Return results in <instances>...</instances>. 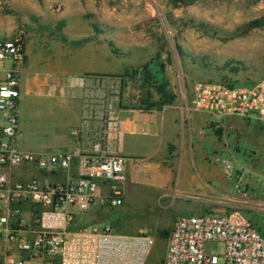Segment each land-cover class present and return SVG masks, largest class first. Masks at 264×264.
Segmentation results:
<instances>
[{
	"label": "rangeland",
	"instance_id": "rangeland-1",
	"mask_svg": "<svg viewBox=\"0 0 264 264\" xmlns=\"http://www.w3.org/2000/svg\"><path fill=\"white\" fill-rule=\"evenodd\" d=\"M177 2L0 0V37L23 31L31 45L27 70L31 76L38 74L41 78L52 64L43 59L48 55L39 45L54 51L61 22L69 37L87 39L98 52L103 51L100 43L111 40L119 50V54L112 53L113 74H124L126 67L137 68L160 56L166 65L165 76L182 105L189 101L198 82L246 85L264 77L261 0H195L179 5ZM255 21L263 25L253 27ZM5 67L14 65L6 62ZM136 94L131 83L125 88L123 101L129 102ZM194 111L196 120L201 122L205 117V123L198 127L192 124L195 141L191 150L174 154L173 186L148 185L143 181L147 177L143 163L134 167L130 161L131 173L138 170L142 178L138 181L137 174H125L124 204L93 208L81 220L91 226L108 223L117 233L152 235L155 244L146 264H162L169 237L160 232L172 229L179 215L239 209L264 232V124L241 119L219 122L208 113ZM65 113L67 107L58 104L55 97L34 93L26 96L20 110L21 148L63 149L65 142L71 148L72 137L66 130L71 116ZM183 124L187 134L189 125L187 121ZM198 136L205 137L200 148ZM187 162L195 165L191 167L194 181L206 180V190H196L194 183L178 185L182 165ZM231 181L233 186H225ZM206 249L217 254L223 264L224 244L211 242Z\"/></svg>",
	"mask_w": 264,
	"mask_h": 264
},
{
	"label": "built area",
	"instance_id": "built-area-1",
	"mask_svg": "<svg viewBox=\"0 0 264 264\" xmlns=\"http://www.w3.org/2000/svg\"><path fill=\"white\" fill-rule=\"evenodd\" d=\"M27 55L23 31L0 37V264H146L152 235L81 222L93 208L125 201L127 158L103 143L117 125L109 106L102 108L101 128L87 134V153L21 148L22 72L15 65ZM111 82L117 92L120 79ZM190 107L219 122L236 116L264 124V77L246 85L198 82ZM211 242L224 244L223 264H264V234L239 209L179 215L162 264H220L206 249Z\"/></svg>",
	"mask_w": 264,
	"mask_h": 264
},
{
	"label": "crops",
	"instance_id": "crops-1",
	"mask_svg": "<svg viewBox=\"0 0 264 264\" xmlns=\"http://www.w3.org/2000/svg\"><path fill=\"white\" fill-rule=\"evenodd\" d=\"M58 30L59 33H65L63 26L58 27ZM58 41L54 51H49L42 45L36 44L40 46L41 51L44 50V55L45 53L48 55L46 59H43L52 64L51 69L46 71L45 77L41 78L38 74L31 76L27 70L30 62L29 55L31 54V45L27 43V40V60L23 64L18 63L19 67L17 65V68L22 72L20 104L26 96L32 93L55 97L58 104L67 107V114H65L71 116L68 117L70 123L66 130L67 134L72 137V147L67 148L68 143L65 142L62 144L63 149L47 150L77 148L82 153H87L91 145L88 138L89 131L91 133L95 129L101 128L102 108L109 106L113 114L116 115L117 125L115 129H111L108 138L103 143L106 144L111 153L127 158L125 174L135 173L137 180L142 178L138 170L131 173L132 170L129 165L130 161L134 162V167H140L143 163L144 172L146 171L147 176L143 181L150 186L155 184H161L164 187L171 186L173 184L171 160L175 156L174 154L191 150L195 141L191 132L192 124L194 123L195 127H198L205 123V117L201 122L196 120V113L190 107L193 90L191 98L189 101L187 99L185 105L178 103L176 99L175 103L165 105L162 109H140L137 107L140 97L138 84L134 80H130L129 77L112 72L113 49L111 40H108L107 44L104 42L105 40L100 43L103 45L102 52L94 50V46H90L91 42H85L82 46H73L59 38ZM112 78L120 79L117 94L113 89ZM131 83H134L137 94L129 102L127 100L124 102L125 88ZM89 102L92 103L91 108L88 105ZM93 103H95V109L92 108ZM92 111L95 112V115ZM228 119L233 121L246 120L236 116L225 118V120ZM184 121H187L189 125L187 134L184 132ZM246 121L257 122L254 120ZM75 129H79L77 136L72 135V131ZM204 138L198 136L199 148ZM193 166L195 167L189 162L183 163V169L180 171L182 180L178 185L185 186L194 183L196 190H206L207 182L205 179L204 182L197 183L194 181V174L191 173ZM205 167L204 164L202 168ZM199 171L202 174L201 170ZM230 185L233 186L234 183L231 181L225 186Z\"/></svg>",
	"mask_w": 264,
	"mask_h": 264
},
{
	"label": "trees",
	"instance_id": "trees-1",
	"mask_svg": "<svg viewBox=\"0 0 264 264\" xmlns=\"http://www.w3.org/2000/svg\"><path fill=\"white\" fill-rule=\"evenodd\" d=\"M177 1V5H179L189 4L195 0ZM64 25V22H61V26L59 28ZM261 25H263L261 22L255 21L253 27ZM95 29H97V32L99 31L98 26H95ZM57 37L60 40L66 42L67 44H71L73 46H82L85 42L88 41L87 39L72 40L67 34L63 32H60ZM111 46L113 52L119 54V50L113 42H111ZM165 66V63L162 62L160 56H157L152 62L146 63L143 66L137 68H126L124 74H122L123 76L129 77L130 80H134L138 84V89L140 90V97L137 107H139L140 109H162L165 105L175 103L177 95L171 89L170 81L165 76ZM256 226L264 234L263 230L259 227V225L256 224ZM171 231L172 229L162 230L160 233L163 237L168 238Z\"/></svg>",
	"mask_w": 264,
	"mask_h": 264
}]
</instances>
